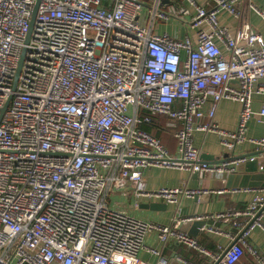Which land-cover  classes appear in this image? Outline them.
<instances>
[{
    "label": "built area",
    "instance_id": "built-area-1",
    "mask_svg": "<svg viewBox=\"0 0 264 264\" xmlns=\"http://www.w3.org/2000/svg\"><path fill=\"white\" fill-rule=\"evenodd\" d=\"M206 1L0 0V264H146L139 253L151 232L163 248L176 242L211 264H238L246 253L264 264L248 241L262 226L264 188L243 209L164 226L108 202L121 189L167 204L212 193L146 192L150 168L202 177L264 160V135L247 136L254 117L264 125V108L252 109L264 92V38L248 22L235 32L220 24V12L241 18L240 0ZM251 9L264 21V9ZM170 23L182 28L159 32ZM224 100L241 105L233 131L215 123ZM156 118L176 127V157L141 126ZM197 133L220 137L224 163L203 160ZM245 143L258 156L235 157ZM201 219L230 227L231 244L211 253L183 231Z\"/></svg>",
    "mask_w": 264,
    "mask_h": 264
},
{
    "label": "crops",
    "instance_id": "crops-1",
    "mask_svg": "<svg viewBox=\"0 0 264 264\" xmlns=\"http://www.w3.org/2000/svg\"><path fill=\"white\" fill-rule=\"evenodd\" d=\"M197 1L201 5H206L207 3L206 0ZM251 5L257 7L258 9H264V0H240L238 10L241 12V18L234 19L226 12H220L218 14L220 24L235 32L243 22H248L264 38V21L251 9ZM158 28L159 32H168L173 35H175L179 29L177 24L174 23L165 25L161 24ZM185 34L186 32L183 33V35ZM189 35L193 38L195 36L194 31H189ZM262 108H264V92L260 94L256 93L253 98L252 109L254 112H259ZM240 111L241 105L239 103L224 100L218 106L215 123L223 130L233 131L238 124ZM150 127H152L151 134L161 141L163 146L173 157H176V140L174 138L176 127L168 123V120L165 118L154 119ZM263 135L264 125L259 123L258 119L254 117L249 122L247 136L251 139H258ZM194 144L201 150L203 154L202 156L208 157L205 161L212 166H219L225 162L226 158H228L221 146L220 137L216 134L197 133L194 137ZM246 155L256 157L258 156V151L254 146L248 143L238 146L235 152V157ZM260 164L264 166V160H260L258 162V167ZM253 169L254 168L252 167H246L245 172H243V178H250L248 171ZM258 172L261 171L259 170ZM230 174L226 173L217 175L208 173L202 177L199 175L196 177L190 172L170 168H150L146 170L143 180L146 192H156L162 188L179 187H187L192 190L202 189L205 191H212V193H210L211 198L206 203L196 201L195 198L183 197L178 204H168L167 210L165 211L155 212L149 210L153 212V214H149L146 221H151L164 226L169 225L173 219L178 217L184 219L195 217L203 218V216L210 214L236 211L245 208L253 199L255 195V188H243L247 190L239 188L236 189L241 190L238 192H234L233 189H227V177ZM235 182L238 184L240 180H234L233 183L235 184ZM132 197L133 207L132 210L129 211L133 213L137 219L138 214L136 211L145 210L140 208L141 204L161 202V200L149 199L143 196L138 198L136 196ZM198 198H202V196ZM136 205H138L137 209H135ZM201 220L207 221L208 224L200 230L199 236L194 239H196L203 248L209 250L211 253H215L218 250V246L228 247L231 244L223 232H232L230 227L222 225L220 222L215 223L214 221L207 219ZM182 225L183 231L188 234L192 223L189 222ZM210 227H213L214 230L217 231L212 233L203 231L205 230L204 228L207 229ZM235 233L236 231L233 232V234ZM235 236L238 238V234H235ZM248 241L250 245L254 247L262 257H264V217L262 218V226H257L251 231ZM144 246V249H142L139 253V257L146 264H156L158 260V257L152 254L150 250H158L161 256L168 259L173 264H211L212 261L211 258L201 255L199 252L184 245L177 244L176 242H173L166 248H163L158 240L156 232H151L147 235ZM175 257H179L184 263H177L173 260ZM238 264H258V260L256 257L246 253Z\"/></svg>",
    "mask_w": 264,
    "mask_h": 264
},
{
    "label": "water",
    "instance_id": "water-1",
    "mask_svg": "<svg viewBox=\"0 0 264 264\" xmlns=\"http://www.w3.org/2000/svg\"><path fill=\"white\" fill-rule=\"evenodd\" d=\"M37 7L38 5L35 7L33 15H32V20H31V28L34 25V21L36 18V12H37ZM5 111V109L3 110V112ZM203 160L208 159L207 156H202ZM246 167H252L254 168L251 171H248V174L250 175V178H243V172H245V168ZM259 171V167H258V161L254 160L252 162H247L245 164H240L236 167V172L228 175L227 177V189L229 190H236V189H243V188H255V190L259 189V188H264V173L263 172H258ZM196 177H198V174L195 173L194 174ZM234 180H240V182L237 184L235 182V184L233 183ZM211 195L209 194H205L202 196V198H195L196 201H199L201 203H206L210 200ZM168 204L164 201L161 202H151V203H144L140 205L141 209H145V210H151V211H155V212H161V211H165L167 210ZM208 224L207 221L204 220H194L192 222L190 231H189V236L193 237V238H197L200 234V230L205 227ZM239 240V238H237L235 240L234 243H236ZM233 243V244H234Z\"/></svg>",
    "mask_w": 264,
    "mask_h": 264
},
{
    "label": "rangeland",
    "instance_id": "rangeland-1",
    "mask_svg": "<svg viewBox=\"0 0 264 264\" xmlns=\"http://www.w3.org/2000/svg\"><path fill=\"white\" fill-rule=\"evenodd\" d=\"M178 27H181V24L177 25ZM125 192V190L121 189V190H114L111 195L109 196V200L108 202L115 208H119L121 210L124 211H129L132 210L133 207V200H132V195L131 197H122L121 194ZM134 211V210H133ZM138 214V219H144L143 221H146L148 218L147 216L152 215L153 212L149 211V210H138L136 211ZM151 222V221H149Z\"/></svg>",
    "mask_w": 264,
    "mask_h": 264
},
{
    "label": "trees",
    "instance_id": "trees-1",
    "mask_svg": "<svg viewBox=\"0 0 264 264\" xmlns=\"http://www.w3.org/2000/svg\"><path fill=\"white\" fill-rule=\"evenodd\" d=\"M168 123H171V121L168 120ZM143 127V129H145L147 132L151 133V129L152 127L148 126V125H141Z\"/></svg>",
    "mask_w": 264,
    "mask_h": 264
}]
</instances>
